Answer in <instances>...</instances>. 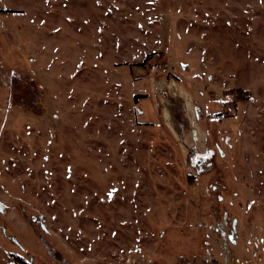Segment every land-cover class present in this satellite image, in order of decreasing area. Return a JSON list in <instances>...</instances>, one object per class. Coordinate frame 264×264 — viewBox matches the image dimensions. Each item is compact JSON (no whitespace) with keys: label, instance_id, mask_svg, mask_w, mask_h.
Segmentation results:
<instances>
[{"label":"rangeland","instance_id":"rangeland-1","mask_svg":"<svg viewBox=\"0 0 264 264\" xmlns=\"http://www.w3.org/2000/svg\"><path fill=\"white\" fill-rule=\"evenodd\" d=\"M0 264H264V0H0Z\"/></svg>","mask_w":264,"mask_h":264},{"label":"built area","instance_id":"built-area-1","mask_svg":"<svg viewBox=\"0 0 264 264\" xmlns=\"http://www.w3.org/2000/svg\"><path fill=\"white\" fill-rule=\"evenodd\" d=\"M148 71L150 74L152 73H161L165 74L168 71V66L166 64L160 63V64H152L148 67Z\"/></svg>","mask_w":264,"mask_h":264}]
</instances>
